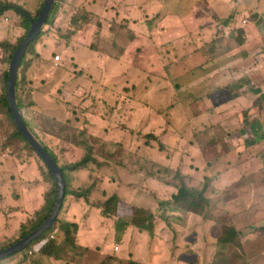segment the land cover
<instances>
[{"label":"rangeland","instance_id":"1","mask_svg":"<svg viewBox=\"0 0 264 264\" xmlns=\"http://www.w3.org/2000/svg\"><path fill=\"white\" fill-rule=\"evenodd\" d=\"M4 1L30 13L38 6V0ZM260 1L221 0L220 21L213 26L219 41L195 52L202 40L194 36L208 24L200 14L204 0H54L53 20L42 27L33 66L26 71L40 105L32 117L42 128L39 133L65 137L66 144L60 140L53 151L61 161L82 157V148L73 143L78 142L77 130L110 153L106 162L92 161L89 171L76 173L77 181L70 185L74 189L88 179L81 192L92 182L94 191L85 198L63 199L58 217L75 224L77 231L71 229L74 245L58 253L57 264H251L250 240L264 252L259 239L264 227L258 223L264 217V186L259 187L264 165L256 151L237 148L231 113L238 103L233 109L226 103L231 94L221 87L226 75L217 59L229 43L220 30L228 31V23L243 13L258 16L249 5ZM74 15L80 26L75 32ZM14 21L12 12L0 17V75L9 67L7 40L15 45L27 32ZM68 33H73L69 42ZM187 46L188 51H180ZM183 61L193 63L186 82L173 70ZM209 61L217 87L197 79ZM249 107L245 102L244 108ZM54 112L60 113V122H52ZM22 116L29 118L25 111ZM245 121L240 119V127L249 134L264 127L258 113ZM10 123L0 108V250L20 240L45 213L48 193L41 160L21 140L9 141ZM120 154L123 160L114 163ZM181 188L199 204L195 213L173 199ZM114 193L121 208L104 217L103 202ZM132 220L150 229L131 225ZM243 225L249 231L239 237L235 229ZM226 229L235 233L233 241L219 245ZM254 264H264V259L258 257Z\"/></svg>","mask_w":264,"mask_h":264},{"label":"trees","instance_id":"2","mask_svg":"<svg viewBox=\"0 0 264 264\" xmlns=\"http://www.w3.org/2000/svg\"><path fill=\"white\" fill-rule=\"evenodd\" d=\"M43 3H44V0H38L37 9L35 10V12L30 13L25 6H21V5L13 4L10 2H6L4 0H0V17L4 14L6 15V13H8V12H12V14L15 15L14 23L17 21L16 26L20 27L21 29L23 28L24 30L27 31L29 29L31 23L37 17L40 8H42V6H43ZM83 19L85 22L88 21L87 16H83ZM52 20H53V15H52V12H50L49 15L47 16L46 21H45V25H50ZM233 22H234V19L231 20L228 24L231 25ZM71 24L72 25L77 24V27L73 28L71 31L75 32V31L80 29V26L78 24V17L76 15H74L72 17ZM69 34H73V33H68L65 35L67 38L65 41H67V42L70 41ZM42 35H43V31H41L40 34L38 35V37L27 46V48L25 50V54L21 59L20 66L18 69L16 84H15L17 108H18L21 116H22V113L24 111L27 112L29 118H27V120L24 119L23 116H22V118H23V121H24L25 125L27 126L29 132H31V134L36 139L39 140V142L42 144L45 151L49 154V156L59 166L61 173H62V176H63V179L65 181V185H66L65 196L63 199H65V197L69 196V195H72L78 199L79 198H85L90 193V190L94 191V188H95V186H93L94 183L92 182L90 184H86L87 188H86L85 193L81 192L82 191L81 188L88 181V179H87V181L80 182L77 187H74V189H71L70 185L72 183H76V181H77L76 173L83 172V170L89 171V168H87V165H90V163L92 161L95 162L96 164H101L102 161L106 162L107 159L110 157V153L106 152L105 149L96 148V140L94 138H91L90 136L85 135V133L77 130L76 131V139L78 142H73V143L77 146V148H80V149L82 148V150H83V151L81 150L83 152L82 157L76 162H68L67 160L61 161L64 158L62 159L59 156V159H58V156H56L53 153V151L56 150V145L58 142H61L60 140H64V141H62V143L66 144L65 137L63 139L62 138L63 136H61L55 132H54V135L50 134L51 136L46 135V133L45 134L39 133V131H42V128L36 126L37 124L32 117V109L36 110L40 107L38 98L36 97L38 92H37V88L32 86V83H31L32 80L26 77V71L30 65L33 66L35 44L42 37ZM23 37L20 38L18 40V43L15 45H12L7 40V43H8V44L6 43L7 51H9L11 49L10 53L8 55L7 61L11 60V57H12L14 51L18 48ZM60 38H61V36H60ZM92 48H93V46L91 47V49ZM92 50H94V49H92ZM189 65L192 67L193 63L189 64V62L183 61L181 63V65L179 66V69H177V70L173 69L176 77H178V78L184 77L185 79L181 78L182 81L183 80L185 82L189 81L192 77L191 76L192 71L189 70ZM201 67L206 69V67H204L203 65H201ZM194 74H195V70H194ZM7 77H8V69L5 70V72L0 75V82L2 85V89H3V94L0 96V108L5 109L6 114L10 119L11 123H10V125L7 126V128H10L11 125L13 127L12 133L9 136V141H12L13 139H19L24 144L26 150H29V151L34 153L33 149L28 144L27 140L18 131V129H17V127H16V125H15V123H14V121L10 115L9 104L7 101V86H6ZM42 104H43V102H42ZM47 109H49L48 106H47ZM245 123H246V125L249 124L246 121H245ZM49 126L51 129H49V128L48 129L53 131V127L50 124H49ZM7 128H6L5 132H7ZM33 130H36L38 132V134H34ZM263 130H264V127H263ZM244 133L249 134L248 131H244ZM82 137H84V139ZM5 141H6V139L4 138V143H5ZM49 142L51 144V147H49V145H48ZM4 143H3L2 147H4ZM78 144H80L81 147ZM84 148H88V149L84 150ZM26 150H24V151H26ZM122 158H123V156L120 154L119 158L112 159V161L116 164H120V162L123 160ZM137 159H138V156H137ZM39 163L42 167L41 174L46 179L47 185H48V190H47L48 193H47V197L45 199V206H44L45 213L38 216L36 223L28 231H24L21 233L20 240L22 238H24L25 236H27L29 233H31L33 230H35L37 227H39L48 218V216L52 212V209H53L54 204H55L56 199H57V186H56L55 180L53 178V175L47 170L46 166L44 165V163L42 161H40ZM77 189H80V190H77ZM182 193H184L183 188H181L179 190V192L176 196H173V199L187 203L190 211L195 213V208H197V207L199 208V204L196 203L195 201H192L189 193H185L184 195ZM199 199L200 198H198L196 200H199ZM63 203H64V201H63ZM103 203H104L103 204L104 209L102 211V214L104 217H110L111 212L116 209V206H117V208H121V207H119L120 198L116 193L109 196L107 198V200L105 199ZM131 225H135V226L140 227L142 229H147V228L150 229V227H148V226L136 225L134 220H132ZM121 227L122 226L119 225V226H116L115 229L119 230ZM71 229H74L77 231V226L75 224H73L72 222L61 221L60 216L59 217L57 216L54 225L50 229H48L45 233H43L38 239L34 240L31 244H29L21 252L15 253V254L7 257L6 259L0 260V264H8L10 262V258L13 256H15V259L13 260V262L11 264H30V262L32 264H57L56 261L58 259V253L60 251H62L63 249L73 247V245H74L73 244V241H74L73 236L74 235H73ZM231 229H226L223 232V235L217 240V243L219 245L228 244V243H231L233 241V234H235V233H233V230H231ZM76 231H75V233H76ZM63 235H64V237H63ZM18 241L19 240H16L13 244H15ZM116 247L117 246H115V248H114L115 251H116ZM108 257L116 259L114 256L111 257L109 255ZM76 264H81V263L76 262ZM127 264H139V263L130 261Z\"/></svg>","mask_w":264,"mask_h":264},{"label":"crops","instance_id":"3","mask_svg":"<svg viewBox=\"0 0 264 264\" xmlns=\"http://www.w3.org/2000/svg\"><path fill=\"white\" fill-rule=\"evenodd\" d=\"M220 1L204 0L205 6L201 9L200 14L206 18L208 24L207 26H202L194 36L197 40H202L201 43L195 45V52L207 44H217L219 41V37L213 33V26L214 23L220 21L221 14L219 10L221 11L222 8ZM249 6H252L258 12V16L250 18V16H243V14H246L243 13L238 18H234V22L228 26L229 31L223 29L224 32L220 31L223 34L222 38H229V43L222 49L217 59L223 61L221 69L226 75L225 82L221 87L227 88L231 94V98L226 103L232 109L238 103L239 109L231 113V116L235 118L237 130L235 133L238 138L237 148L242 152L244 149L256 151L262 165H264V130L255 128L257 133L245 134L240 127V119L245 121L250 116L255 117L257 113L264 118V0H261L259 4ZM210 18L213 19L212 22ZM242 20L246 21V23L243 24ZM209 38V41L205 40ZM190 39V37L186 38V40ZM188 47L183 50L180 49V51L186 52ZM214 70L211 61H209V67L206 69L209 72L198 71V81H201L202 85L211 83L214 87H217L213 75ZM245 102H250L249 108H244ZM241 103L243 104L242 106L240 105ZM52 119V122L56 123V121L60 122L62 117L60 113L56 114L54 112ZM260 173L262 180L259 187L264 186V173ZM245 200L249 202V206H252L251 199ZM262 207L264 214V205ZM258 223L259 227H264V217L260 218ZM235 230L240 237L242 236L241 234H246L249 231V227L244 225L237 226ZM259 239L264 243L263 232ZM252 242V240L249 242L252 247L250 258L252 260L251 264H254V260L258 257L262 258V260L264 259V252L260 249L261 254H259L260 250L257 249V245L253 248Z\"/></svg>","mask_w":264,"mask_h":264},{"label":"water","instance_id":"4","mask_svg":"<svg viewBox=\"0 0 264 264\" xmlns=\"http://www.w3.org/2000/svg\"><path fill=\"white\" fill-rule=\"evenodd\" d=\"M54 0H45L43 7L38 12L37 17L31 23L29 29L26 32L24 39L19 44L18 48L14 51L9 67H8V77H7V101L9 104L10 115L22 136L27 140L28 144L35 151L39 159L44 163L47 170L53 175L57 186V199L52 209V212L48 218L35 230L29 233L27 236L16 242L15 244L0 250V260L6 259L7 257L21 252L34 240L38 239L43 233L50 229L60 212L63 205V198L65 196L66 185L63 179L61 170L55 161L49 156L45 151L43 146L34 138V136L29 132L27 126L25 125L23 118L17 108L16 97H15V84L18 74V69L22 57L25 54L27 46L33 42L40 34L42 27L45 24L47 16L50 12L51 6Z\"/></svg>","mask_w":264,"mask_h":264},{"label":"clouds","instance_id":"5","mask_svg":"<svg viewBox=\"0 0 264 264\" xmlns=\"http://www.w3.org/2000/svg\"><path fill=\"white\" fill-rule=\"evenodd\" d=\"M242 21H244V20H242ZM246 22V21H245ZM245 24V23H244ZM221 32H224L223 30H220ZM229 31V30H228Z\"/></svg>","mask_w":264,"mask_h":264},{"label":"built area","instance_id":"6","mask_svg":"<svg viewBox=\"0 0 264 264\" xmlns=\"http://www.w3.org/2000/svg\"><path fill=\"white\" fill-rule=\"evenodd\" d=\"M242 23L244 24V23H246L245 21H242Z\"/></svg>","mask_w":264,"mask_h":264}]
</instances>
